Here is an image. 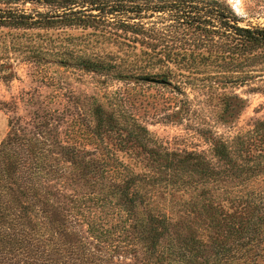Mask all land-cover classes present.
Segmentation results:
<instances>
[{"label": "trees", "instance_id": "trees-1", "mask_svg": "<svg viewBox=\"0 0 264 264\" xmlns=\"http://www.w3.org/2000/svg\"><path fill=\"white\" fill-rule=\"evenodd\" d=\"M44 2L63 14L0 16V30L92 32L97 51L61 46V67L118 82L156 78L178 94L264 79V28L239 26L223 1ZM154 17L167 25L143 24ZM49 52L36 58L49 61ZM246 105L220 96V124L232 125ZM92 119L85 147L62 143L51 125L9 123L0 144V264H264V120L230 141L205 132L208 153H180L100 102Z\"/></svg>", "mask_w": 264, "mask_h": 264}, {"label": "rangeland", "instance_id": "rangeland-1", "mask_svg": "<svg viewBox=\"0 0 264 264\" xmlns=\"http://www.w3.org/2000/svg\"><path fill=\"white\" fill-rule=\"evenodd\" d=\"M146 1L152 4L157 0ZM220 1L232 9L244 27L264 28V0H232L231 4L229 0ZM62 14L63 10L44 0L0 1V16L4 17ZM142 22L159 30L168 23L166 17ZM91 33L78 29L26 33L0 30V45L5 41L7 46V50L0 46V66L4 67L0 73V144L13 122L28 131L39 125L57 127L62 143L85 147L96 102L135 119L148 128L160 145L180 153H208L210 145L203 137L205 132L230 141L264 120V79L225 89L186 86L178 94L171 86L118 82L54 62V53L64 45L87 54L97 51L94 38L88 42L87 35ZM48 49L53 53L47 56L49 61L36 58ZM234 94L246 100V108L232 125L223 126L219 122L218 98ZM177 112L181 114L174 118L172 115Z\"/></svg>", "mask_w": 264, "mask_h": 264}, {"label": "water", "instance_id": "water-1", "mask_svg": "<svg viewBox=\"0 0 264 264\" xmlns=\"http://www.w3.org/2000/svg\"><path fill=\"white\" fill-rule=\"evenodd\" d=\"M239 26L244 27L242 22H239ZM132 82H143V83H151V84H158V85H165L166 83L163 81H160L156 78H135L131 79Z\"/></svg>", "mask_w": 264, "mask_h": 264}, {"label": "clouds", "instance_id": "clouds-1", "mask_svg": "<svg viewBox=\"0 0 264 264\" xmlns=\"http://www.w3.org/2000/svg\"><path fill=\"white\" fill-rule=\"evenodd\" d=\"M229 3H232V0H229ZM237 3H239V0H237ZM237 13L239 14V10H237Z\"/></svg>", "mask_w": 264, "mask_h": 264}, {"label": "bare ground", "instance_id": "bare-ground-1", "mask_svg": "<svg viewBox=\"0 0 264 264\" xmlns=\"http://www.w3.org/2000/svg\"><path fill=\"white\" fill-rule=\"evenodd\" d=\"M236 9H237V7H236Z\"/></svg>", "mask_w": 264, "mask_h": 264}]
</instances>
